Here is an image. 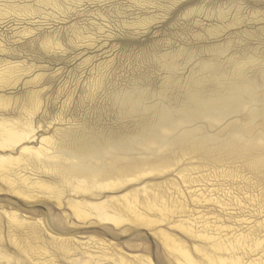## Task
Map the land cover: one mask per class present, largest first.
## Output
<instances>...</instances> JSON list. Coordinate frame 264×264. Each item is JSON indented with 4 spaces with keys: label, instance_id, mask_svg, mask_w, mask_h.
Here are the masks:
<instances>
[{
    "label": "rangeland",
    "instance_id": "1",
    "mask_svg": "<svg viewBox=\"0 0 264 264\" xmlns=\"http://www.w3.org/2000/svg\"><path fill=\"white\" fill-rule=\"evenodd\" d=\"M7 68L0 119L41 104L28 146L50 138L65 173L129 182L80 194L40 168L16 169L34 188L0 178V264H189L182 250L264 264V0H0ZM130 193L115 221L72 205Z\"/></svg>",
    "mask_w": 264,
    "mask_h": 264
},
{
    "label": "bare ground",
    "instance_id": "2",
    "mask_svg": "<svg viewBox=\"0 0 264 264\" xmlns=\"http://www.w3.org/2000/svg\"><path fill=\"white\" fill-rule=\"evenodd\" d=\"M18 66V65H17ZM3 68V67H2ZM14 69L13 68H7L5 70H3V72L0 74V83L2 84H9L11 85L12 80H13V76H14ZM250 87V86H249ZM242 88V87H241ZM248 88V86H247ZM251 88V87H250ZM242 91V90H241ZM244 92V91H243ZM237 93V92H236ZM246 93V92H245ZM249 93V92H248ZM239 94V93H238ZM34 95V94H33ZM236 99V98H235ZM34 100V99H33ZM37 100V99H36ZM240 100V99H239ZM228 101V100H227ZM10 102V101H9ZM35 102V103H34ZM226 102V101H225ZM232 102V101H231ZM237 102V101H236ZM33 106H31L30 109L26 108V110H24V117H20L19 119H7V118H2L0 119V178L6 182H8L9 184H11L13 187L14 185L18 184L16 182L15 179H17L19 181V183H22V186H27V187H32L29 186V184L31 185V178L33 177H22L21 175H16V169H20L22 168V170H32V172L35 170V168H40L43 169L44 173L47 171L51 174H54L59 177L62 178V182L65 181V183H68V185H70V187L72 186L73 191L74 192H78V193H94L93 191H98V190H117L120 189L121 187H123L125 185V183L128 181L126 180V178H124L123 176H117L115 178H108V177H104V174L100 173H90V174H84L81 177H76L73 173H75L74 171H67L66 173L63 171L62 169V164H63V157L61 155V152H59V147L58 144L54 143L52 139L50 138H44L43 140H41V147L40 148H33L28 146L27 144H29L30 141H32V139L35 137V132H36V128L34 126V115H37L38 110L40 109V102L39 100L37 101H33ZM231 104V103H230ZM228 105V104H227ZM237 105V104H236ZM199 106V105H198ZM208 106V105H206ZM216 106V105H215ZM8 107V105H5V101L4 99L0 98V109H6ZM209 107V106H208ZM219 107V106H218ZM198 108V107H197ZM200 108V107H199ZM198 108V109H199ZM217 109V108H216ZM223 109V107H222ZM220 110V109H219ZM7 111V110H6ZM203 111V109H202ZM200 112V111H198ZM216 112V111H215ZM164 113V112H163ZM213 114V113H212ZM87 137H85L86 139ZM91 138V137H90ZM89 138V139H90ZM35 139V138H34ZM92 139V138H91ZM97 139V138H96ZM88 140V139H87ZM98 140V139H97ZM82 141V140H81ZM104 141V140H103ZM69 142V141H68ZM79 142V141H78ZM83 142V141H82ZM81 142V143H82ZM101 142V140L99 141ZM72 143V142H71ZM89 142H87L88 145ZM112 146V143H109ZM78 145V144H77ZM93 145V144H92ZM107 145V143H106ZM105 145V146H106ZM143 145V144H142ZM146 145V144H145ZM151 145V144H150ZM66 146V145H65ZM71 146V145H70ZM73 146V145H72ZM96 146V145H95ZM98 146V145H97ZM96 146V147H97ZM101 146V145H100ZM108 146V145H107ZM116 146V145H115ZM114 146V147H115ZM78 147V146H77ZM86 147V145H85ZM91 147V146H89ZM80 148V147H79ZM95 149V147H93ZM101 148V147H100ZM99 148V149H100ZM20 149V153L19 156H13V153ZM62 149V148H61ZM60 149V150H61ZM67 149V148H66ZM70 149V148H69ZM73 149V148H72ZM76 149V148H75ZM103 149H106L105 147ZM109 149V148H108ZM107 149V150H108ZM119 149V148H118ZM78 150V149H77ZM81 150V149H80ZM85 150V149H84ZM88 149H86L87 151ZM90 150V148H89ZM65 151V150H64ZM103 151V150H102ZM101 151V152H102ZM109 151V150H108ZM99 152V151H98ZM74 153V152H73ZM107 153V151H106ZM69 154V152H68ZM72 154V153H70ZM77 154V153H76ZM79 154V151H78ZM70 157V156H69ZM84 157V156H83ZM99 158V157H98ZM101 158V156H100ZM70 159V158H69ZM95 159V157L93 158ZM68 160V159H67ZM65 160V161H67ZM71 160V159H70ZM104 160V159H103ZM70 162V161H69ZM68 163V161H67ZM98 163V162H97ZM96 163V164H97ZM100 163V162H99ZM102 163V161H101ZM80 164V163H79ZM103 164V163H102ZM66 166V165H65ZM71 165H69L68 167H70ZM77 166V165H76ZM87 166V165H85ZM110 166V165H109ZM82 167V166H80ZM105 167V166H104ZM72 168V167H71ZM76 168V167H75ZM78 168V167H77ZM89 168V167H88ZM69 169V168H68ZM74 169V168H73ZM120 169V168H119ZM30 170V171H31ZM67 170V169H66ZM80 170V169H79ZM88 170V169H87ZM114 170V169H113ZM29 171V172H30ZM37 171V170H36ZM101 171V170H100ZM112 171V170H111ZM95 172V171H94ZM139 172V171H138ZM24 173V172H23ZM35 173V172H33ZM40 173V172H39ZM45 173V174H46ZM124 173V172H123ZM37 174V173H35ZM48 174V173H47ZM137 174V173H136ZM26 175V174H25ZM50 175V174H49ZM119 175V174H118ZM123 175V174H122ZM125 175V173H124ZM21 176V177H20ZM34 176V175H32ZM45 176V175H44ZM112 176V175H111ZM134 176V175H133ZM76 177V178H75ZM71 179V180H70ZM74 179V180H73ZM128 179V178H127ZM137 179V178H135ZM39 180V179H36ZM130 180V179H129ZM132 181V179H131ZM33 182V180H32ZM129 182V181H128ZM7 183V184H8ZM35 183V181L33 182ZM20 185V184H19ZM18 185V186H19ZM34 186H39L40 188H45L41 189V191H53L52 195L57 193L56 196H61L63 195V188L60 189L59 186L56 187L55 185L52 186L50 184H45L43 182H39L37 181L35 184H32ZM64 185V184H63ZM62 185V186H63ZM65 186V185H64ZM19 188V187H18ZM21 188V187H20ZM24 188V187H22ZM34 188V187H32ZM36 188V187H35ZM16 189V188H15ZM37 189V188H36ZM29 190V189H28ZM145 190H147V187L145 188ZM18 191V189L16 190ZM22 191V190H21ZM26 191V189H25ZM31 191V190H30ZM48 191V193H49ZM66 191V190H65ZM14 192V191H13ZM20 192V191H18ZM23 192V191H22ZM28 192V191H27ZM47 192V191H46ZM133 192V191H132ZM145 193V192H144ZM19 194V193H18ZM24 194V193H22ZM75 194V193H74ZM96 194V193H95ZM158 194V193H157ZM132 195L130 194H126L123 196V198L121 199H117L114 198L113 199H108L104 202L101 203H78L76 204H72L75 208L76 206H81V207H89L91 210H94L97 212V216L103 220V222H106V220H111V221H115V219L119 218L121 219L120 215H117V211L118 209L115 210V204L116 202L120 201V200H126L129 198V196ZM146 195V194H145ZM26 196V195H25ZM58 196V198H59ZM134 196V195H132ZM56 198V197H55ZM132 198V197H131ZM136 198V196H135ZM60 199V198H59ZM62 199V198H61ZM83 200V199H82ZM135 200V199H134ZM137 200V199H136ZM58 201V200H57ZM72 201V200H71ZM81 201V200H80ZM83 202V201H82ZM140 203V202H139ZM138 203V204H139ZM60 204V203H59ZM125 204V202H124ZM122 204V205H124ZM159 204V203H158ZM167 204V203H166ZM61 205V204H60ZM121 205V204H120ZM126 205V204H125ZM134 205V204H133ZM68 206V203H67ZM71 206V205H70ZM129 206V205H128ZM72 207V206H71ZM72 207V208H74ZM81 207L80 208V212L84 215L89 214L88 212H86V210H83ZM135 206H133L134 208ZM166 207V205H165ZM121 208V206H120ZM124 208V207H123ZM127 208V207H125ZM131 208V207H129ZM132 208V209H133ZM78 209V207H77ZM82 209V210H81ZM87 209V208H86ZM174 209V208H173ZM126 210H131V209H125ZM136 210V209H135ZM171 210V209H170ZM79 211L77 210V212L79 213ZM93 211V212H94ZM157 211V210H156ZM162 211V210H161ZM92 212V211H91ZM92 212V213H93ZM133 212V211H132ZM159 212V211H158ZM18 214V213H17ZM80 214V213H79ZM81 215V214H80ZM96 215V214H95ZM94 215V216H95ZM171 215V214H170ZM21 217V216H20ZM82 217V216H81ZM80 217V218H81ZM85 217V216H84ZM87 217V216H86ZM96 217V216H95ZM117 217V218H116ZM136 217V216H135ZM88 218H92L91 216ZM10 219L11 221L17 222V224H21V221L19 220L18 215L16 214H12L10 215ZM82 219V218H81ZM85 219V218H84ZM119 219V221H120ZM161 219V218H160ZM99 220V219H98ZM109 222V221H108ZM153 222V221H152ZM151 222V223H152ZM116 223V222H115ZM117 224V223H116ZM165 235V234H164ZM166 236V235H165ZM163 237V236H162ZM196 237V236H195ZM170 238V237H169ZM242 238V236H241ZM164 239V238H163ZM221 239V238H220ZM243 239V238H242ZM258 239V238H257ZM226 240V239H225ZM224 240V241H225ZM239 240V239H237ZM236 240V241H237ZM244 240V239H243ZM172 241V240H171ZM227 241V240H226ZM242 241V240H241ZM223 242V241H222ZM262 242V241H261ZM219 243V242H218ZM234 243V242H233ZM238 243V242H237ZM237 243H234L233 246H237ZM229 244V243H228ZM232 244V243H230ZM250 244V243H249ZM215 245V244H214ZM227 245V244H226ZM224 245V246H226ZM257 245V244H256ZM176 246V245H175ZM219 246V245H218ZM230 246V245H229ZM228 247V246H227ZM250 247V246H249ZM179 248V247H178ZM214 248V247H213ZM219 248V247H218ZM239 248V247H238ZM243 248V247H242ZM65 249V248H64ZM256 249V248H255ZM227 250V249H226ZM235 251V249H230L228 251L232 252ZM252 250V249H251ZM177 251V250H176ZM223 252V251H222ZM5 253V252H4ZM178 254L181 253L182 257H184L186 259L187 262H189V264H197L196 260H194L192 258V256H190V254L184 250L177 252ZM200 253V252H199ZM220 253V250H219ZM224 253V252H223ZM256 253V252H255ZM201 254V253H200ZM209 256V254H208ZM221 256V255H220ZM210 257V256H209ZM0 258L2 259H7L9 260V258L7 256H1ZM211 259V257H210ZM221 259V257H220ZM242 258H238L235 257V255L233 253H230L228 255V258L224 259L223 258L221 260H218L217 262L214 261H210L209 263L211 264H242ZM208 260V257H207ZM212 260V259H211ZM123 261V260H122ZM228 261V262H227ZM146 263V262H145ZM244 263V261H243ZM7 264H11L10 262H8ZM37 264V263H36ZM148 264V263H147Z\"/></svg>",
    "mask_w": 264,
    "mask_h": 264
}]
</instances>
